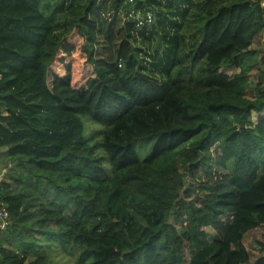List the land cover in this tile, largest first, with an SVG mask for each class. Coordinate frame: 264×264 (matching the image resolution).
<instances>
[{"label":"trees","instance_id":"trees-1","mask_svg":"<svg viewBox=\"0 0 264 264\" xmlns=\"http://www.w3.org/2000/svg\"><path fill=\"white\" fill-rule=\"evenodd\" d=\"M53 6L0 0V264H189L206 249L209 264H249L244 238L264 226V7L85 0L48 52Z\"/></svg>","mask_w":264,"mask_h":264},{"label":"rangeland","instance_id":"rangeland-1","mask_svg":"<svg viewBox=\"0 0 264 264\" xmlns=\"http://www.w3.org/2000/svg\"><path fill=\"white\" fill-rule=\"evenodd\" d=\"M85 0H54V6L53 11L55 12L54 15H52L51 20L54 22V31L52 32V35L50 36L48 48L47 51L50 52L51 49L53 50L55 45L59 42V40L68 32V30L73 27V25L76 23V20L78 16L82 14L81 11V4H84ZM72 3L71 6H68ZM68 8V9H67ZM104 41L106 43H104ZM107 40H102L101 48L103 50L104 47H107ZM252 49H255L259 52V58L261 60L260 65L263 67L264 64V30L261 31L255 38L254 43L252 45ZM101 50V51H102ZM103 53V52H102ZM50 56V55H49ZM158 60H152L148 59L147 65L151 66L153 70L156 71L157 74H159V70H161L160 67H158ZM154 64V65H153ZM153 66V67H152ZM224 73H227L229 75H232L234 73V70H232L229 67H225L221 70ZM256 71L253 72L251 80H256ZM255 116V115H254ZM151 142L149 145L146 144L143 147V143L139 144V147H142L140 150V156L141 158L146 157V155L149 153L151 147ZM4 152L3 149H0V155ZM1 159V158H0ZM3 163V161H0ZM3 165V164H2ZM8 166H5L4 168H0V173L2 170H7ZM209 232V239L214 236V232L211 229H208ZM244 244L246 248L248 249L250 253V263L253 264L260 256L264 254V226L260 227L258 229H255L251 232H249L245 238H244ZM212 251L209 249H206L204 252L198 253L196 256H191L190 252L187 251L186 254V260L189 264H209V257L211 255Z\"/></svg>","mask_w":264,"mask_h":264},{"label":"built area","instance_id":"built-area-1","mask_svg":"<svg viewBox=\"0 0 264 264\" xmlns=\"http://www.w3.org/2000/svg\"><path fill=\"white\" fill-rule=\"evenodd\" d=\"M254 2H258L262 7H264V0H254ZM4 173L5 171L2 170L0 177H2V174ZM2 181L3 179L0 178V231L5 232L11 225V215L3 202Z\"/></svg>","mask_w":264,"mask_h":264},{"label":"crops","instance_id":"crops-1","mask_svg":"<svg viewBox=\"0 0 264 264\" xmlns=\"http://www.w3.org/2000/svg\"><path fill=\"white\" fill-rule=\"evenodd\" d=\"M254 115H255V114H253V116H254ZM255 116H256V115H255ZM255 116H254V117H255ZM0 161H3V159H0ZM2 164H3V165H2ZM5 166H8V165L5 163V161H3V163L0 162V168H4ZM5 175H6V173L2 174V177H0V178L4 179Z\"/></svg>","mask_w":264,"mask_h":264}]
</instances>
